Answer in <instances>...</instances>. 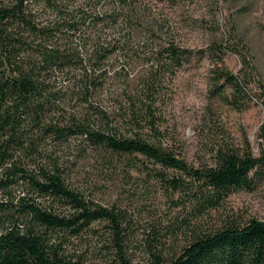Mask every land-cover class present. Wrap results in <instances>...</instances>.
I'll use <instances>...</instances> for the list:
<instances>
[{
  "label": "trees",
  "instance_id": "16d2710c",
  "mask_svg": "<svg viewBox=\"0 0 264 264\" xmlns=\"http://www.w3.org/2000/svg\"><path fill=\"white\" fill-rule=\"evenodd\" d=\"M151 1L0 0V264H84L76 242L99 223L111 264H132L124 213L95 199L83 183L91 171L144 174L198 210L262 175L264 152L248 142L219 145L197 165L170 142L171 84L192 52L162 39ZM210 45L214 93L229 87L232 108L256 100L264 113V83L249 88L248 61L233 74L223 61L235 51L229 42ZM149 264H264V219L196 236L170 258L151 252Z\"/></svg>",
  "mask_w": 264,
  "mask_h": 264
},
{
  "label": "rangeland",
  "instance_id": "374dc122",
  "mask_svg": "<svg viewBox=\"0 0 264 264\" xmlns=\"http://www.w3.org/2000/svg\"><path fill=\"white\" fill-rule=\"evenodd\" d=\"M150 5L163 23L162 39L192 52L172 80L165 125L179 155L197 165L209 160L219 145L244 142L255 155L264 152L262 106L252 100L237 110L223 99L231 93L229 87L223 95L214 93V58L209 51L213 41L227 40L235 50L224 54L227 69L240 74L244 57L249 63L244 70L250 74L249 88L255 91L259 82L264 83V0H179L176 4L154 0ZM135 176L139 177L127 181L119 176L110 178L103 167L83 179L96 189L98 202L115 205L124 213L123 244L132 264H149L151 252L173 257L196 236L231 223L264 219V169L252 189L232 191L217 206L200 210L185 195L171 194L144 174ZM95 227L97 235L76 242L83 263L111 264L115 249L108 228L105 223Z\"/></svg>",
  "mask_w": 264,
  "mask_h": 264
}]
</instances>
